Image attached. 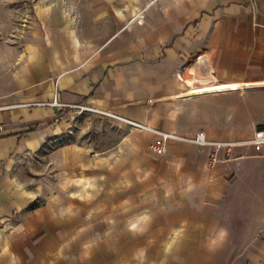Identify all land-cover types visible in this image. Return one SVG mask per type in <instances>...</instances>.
<instances>
[{
  "label": "crops",
  "instance_id": "crops-1",
  "mask_svg": "<svg viewBox=\"0 0 264 264\" xmlns=\"http://www.w3.org/2000/svg\"><path fill=\"white\" fill-rule=\"evenodd\" d=\"M37 14L0 94V264H264V154L210 163L208 146L172 139L158 155L134 124L214 141L264 128V0H52ZM189 78L236 88L180 96ZM88 113L100 125L81 142L44 150Z\"/></svg>",
  "mask_w": 264,
  "mask_h": 264
},
{
  "label": "rangeland",
  "instance_id": "rangeland-1",
  "mask_svg": "<svg viewBox=\"0 0 264 264\" xmlns=\"http://www.w3.org/2000/svg\"><path fill=\"white\" fill-rule=\"evenodd\" d=\"M52 0H0V94L6 93L11 88V71L15 68L24 47L28 43H33L40 35L39 30L42 24L38 19L37 8L47 5ZM54 1V0H53ZM67 3V0H63ZM73 23H79L84 17V12L77 9V6H70L65 12ZM110 15V13H109ZM85 20H87L85 18ZM104 29V28H102ZM115 27H105V32L113 31ZM77 42L76 39H74ZM85 118L76 117L71 133L60 134L59 138L52 140L46 138L43 148L51 149L58 144H65L69 141H82L81 136L100 125L95 122L97 119L93 113L84 114ZM74 117V115H72ZM72 124V123H71ZM72 126V125H71ZM89 134V133H88ZM34 162V156L30 158ZM45 161V155H44ZM44 163V162H43ZM50 173L48 174V177ZM40 200L32 202L39 203Z\"/></svg>",
  "mask_w": 264,
  "mask_h": 264
},
{
  "label": "built area",
  "instance_id": "built-area-1",
  "mask_svg": "<svg viewBox=\"0 0 264 264\" xmlns=\"http://www.w3.org/2000/svg\"><path fill=\"white\" fill-rule=\"evenodd\" d=\"M54 106L58 107H72L71 103L67 102H59L56 99V95L53 97V100L50 102ZM78 109L80 110H89L92 111L94 110L92 107L86 105V104H78ZM105 113V112H104ZM108 114V112H106ZM105 113V114H106ZM113 115V114H111ZM114 116V115H113ZM125 121H129L124 119ZM131 122V121H130ZM132 123V122H131ZM137 127L139 128H144L146 130H149L154 133L155 137L150 143L149 147L150 149L155 152L158 155H161L165 151V146L168 140H183V141H188L200 146H208L210 148V153H209V161L210 163H214L218 161L219 156H218V151L222 148H225L226 150H229L230 148L234 146H246L250 145L256 155H262L264 154V128H258L256 129L251 138L247 140H238V141H214V140H209L203 130H199L195 133L193 137L190 138H184L181 136H178L177 134L173 132H167V131H161L155 128H152L147 125H141L134 123Z\"/></svg>",
  "mask_w": 264,
  "mask_h": 264
},
{
  "label": "bare ground",
  "instance_id": "bare-ground-1",
  "mask_svg": "<svg viewBox=\"0 0 264 264\" xmlns=\"http://www.w3.org/2000/svg\"><path fill=\"white\" fill-rule=\"evenodd\" d=\"M206 59V58H205ZM186 75V74H184ZM186 80V79H185ZM187 83L191 85V89L186 92V93H182L179 94L180 96H199V95H203V94H211L217 91H221V90H229V89H234L236 88L233 84L232 86H226L225 84L222 86H212V85H205V86H195L193 85V78H189L187 79Z\"/></svg>",
  "mask_w": 264,
  "mask_h": 264
},
{
  "label": "trees",
  "instance_id": "trees-1",
  "mask_svg": "<svg viewBox=\"0 0 264 264\" xmlns=\"http://www.w3.org/2000/svg\"><path fill=\"white\" fill-rule=\"evenodd\" d=\"M34 206V204H30V207H33Z\"/></svg>",
  "mask_w": 264,
  "mask_h": 264
},
{
  "label": "snow or ice",
  "instance_id": "snow-or-ice-1",
  "mask_svg": "<svg viewBox=\"0 0 264 264\" xmlns=\"http://www.w3.org/2000/svg\"><path fill=\"white\" fill-rule=\"evenodd\" d=\"M133 227H135V225H133Z\"/></svg>",
  "mask_w": 264,
  "mask_h": 264
}]
</instances>
